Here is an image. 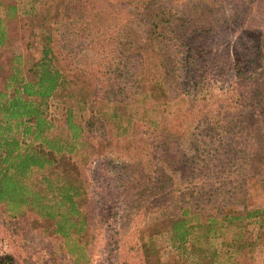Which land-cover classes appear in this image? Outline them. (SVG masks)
<instances>
[{"label":"rangeland","instance_id":"1","mask_svg":"<svg viewBox=\"0 0 264 264\" xmlns=\"http://www.w3.org/2000/svg\"><path fill=\"white\" fill-rule=\"evenodd\" d=\"M2 1L3 12L17 5L20 19L10 23L0 55V91L12 65L24 70L41 58L43 19L34 29L25 14L42 2L51 5L56 65L76 90L92 93L89 106L75 110L90 146L74 158L90 181L88 264H186L189 254L167 231L169 217L183 209L225 216L264 202V0ZM157 13L159 28L152 26ZM152 62L159 69L151 72L164 69L168 102L141 90ZM63 103L52 98L44 106L61 138ZM243 190L247 203H232ZM8 215L0 208V257L86 264L82 251L70 254L85 234L66 240L35 228L32 221L42 222L32 214L28 222ZM253 255V264H264V242Z\"/></svg>","mask_w":264,"mask_h":264},{"label":"trees","instance_id":"2","mask_svg":"<svg viewBox=\"0 0 264 264\" xmlns=\"http://www.w3.org/2000/svg\"><path fill=\"white\" fill-rule=\"evenodd\" d=\"M40 6L32 8L25 17L30 20L34 29L38 26L34 23L43 19L39 24V37L42 38L41 58L24 70L12 65L7 77L8 83L0 91V208L4 209L9 217L25 222H28V216L32 214L35 218L33 220L42 222L39 224L32 221V225L39 230L46 228L45 230L51 232L54 237L60 236L67 240L72 234H85L75 243L76 249L71 250L70 254L82 251L85 263L88 264L86 260H90V255L84 242L87 239L88 244L90 236L87 213L91 199L90 181L87 170L75 162L74 158L79 154H86L90 146L84 136L86 127L75 121V110L77 107H87L92 93L83 94L80 93L81 89L76 90L69 72L56 65L57 57L53 46L56 32L51 27V5L41 2ZM3 7L4 3L0 0V55L9 45L10 23L20 19L17 5L6 6V12H3ZM158 18L159 13L155 14L152 25L156 28H159V24L155 22ZM32 34L36 35V30H33ZM152 64L147 76L143 77V81L149 80V84L142 86L141 90L154 96L159 94L168 102L170 92L162 80L164 69L157 75L151 70L153 66L158 70L159 65H154V62ZM262 70L264 71V68ZM23 72L26 73L23 75ZM85 88L87 87L83 86L82 90ZM75 93L79 95L75 104L64 102L66 98L75 99ZM52 98L60 99L67 108L64 138L52 134L55 126L49 121L44 109V106L48 109L47 103ZM118 113L113 117L118 118ZM206 116L200 118L201 121L207 118ZM260 118L258 115L257 120ZM210 120L216 121L215 117ZM30 139L32 142L28 143ZM92 158L85 157L91 159L90 163ZM254 160L252 159L251 164L257 166V171L260 165ZM260 160L262 162L263 159ZM254 177L256 176L253 175L252 180ZM259 190L264 195V179ZM247 195L248 192L245 191L241 197H234L232 203H247ZM249 203H253L252 199ZM209 213L206 216L200 213L192 215L189 209H183L179 215L168 219L166 228L172 233L173 242L189 254L190 262L186 264L256 262L253 254H256L264 242V202L244 206L242 210L225 216L218 212ZM199 217L206 218L196 223L195 219ZM212 247L214 249L210 252ZM236 257L242 260L237 262L234 260ZM75 262L82 264L79 259ZM0 264L18 262L13 255H5L0 257Z\"/></svg>","mask_w":264,"mask_h":264}]
</instances>
